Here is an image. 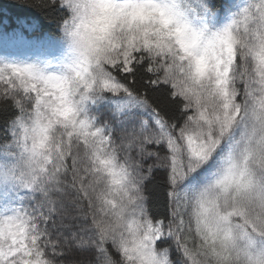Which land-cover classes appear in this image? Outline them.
<instances>
[{"label": "snow or ice", "instance_id": "snow-or-ice-1", "mask_svg": "<svg viewBox=\"0 0 264 264\" xmlns=\"http://www.w3.org/2000/svg\"><path fill=\"white\" fill-rule=\"evenodd\" d=\"M31 6L58 36L0 57V264H264V0Z\"/></svg>", "mask_w": 264, "mask_h": 264}, {"label": "trees", "instance_id": "trees-1", "mask_svg": "<svg viewBox=\"0 0 264 264\" xmlns=\"http://www.w3.org/2000/svg\"><path fill=\"white\" fill-rule=\"evenodd\" d=\"M216 3L223 5L226 0H216ZM31 4L32 0H0V42L10 41L12 45L31 50L44 49L47 40L58 36L54 14Z\"/></svg>", "mask_w": 264, "mask_h": 264}, {"label": "rangeland", "instance_id": "rangeland-1", "mask_svg": "<svg viewBox=\"0 0 264 264\" xmlns=\"http://www.w3.org/2000/svg\"><path fill=\"white\" fill-rule=\"evenodd\" d=\"M46 55L44 52L39 54V56ZM8 56V57H14L18 59H29V58H35L36 56H33L31 53L24 52L22 50L11 49L8 45L4 47V49H0V57Z\"/></svg>", "mask_w": 264, "mask_h": 264}]
</instances>
